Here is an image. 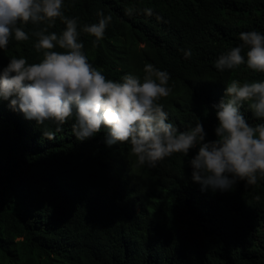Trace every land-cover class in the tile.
<instances>
[{
    "label": "trees",
    "instance_id": "1",
    "mask_svg": "<svg viewBox=\"0 0 264 264\" xmlns=\"http://www.w3.org/2000/svg\"><path fill=\"white\" fill-rule=\"evenodd\" d=\"M64 4L65 15L78 18L90 63L112 80L142 76L146 64L169 73L172 94L161 101L169 122L181 131L202 123L206 141L216 139L213 105L226 99L232 80L264 81L246 64L223 72L214 66L241 43V32L264 34V0ZM97 12L112 20L93 46L82 28L98 23ZM64 28L58 20L50 31ZM33 30L25 26L27 41L13 38L0 50V73L13 56L41 59ZM9 103L0 100V264H264V180L248 187L240 181L228 192L202 190L189 165L198 148L155 168L140 166L130 144L108 146L104 132L77 141L72 120L56 133L55 125L26 120ZM241 112L253 126L264 123L247 105Z\"/></svg>",
    "mask_w": 264,
    "mask_h": 264
},
{
    "label": "clouds",
    "instance_id": "2",
    "mask_svg": "<svg viewBox=\"0 0 264 264\" xmlns=\"http://www.w3.org/2000/svg\"><path fill=\"white\" fill-rule=\"evenodd\" d=\"M64 8V0H0V50H6L13 38L27 41L25 26L32 25L34 48L41 54L33 63L23 57L9 59L0 73V100L9 101V107L26 120L55 125L56 133L72 120L77 141L104 132L108 146L130 144V153L140 166L155 168L174 154L187 157L198 148L189 165L193 181L202 190L228 192L240 181L248 187L264 180V123L253 126L241 112L247 105L255 119L264 120V81L241 84L232 80L226 87V99L213 105L218 120L216 139L206 141L202 123L181 131L169 122L161 103L172 94L169 73L146 64L142 76L129 73L120 80L107 78L89 62L78 18L66 16ZM126 11L132 15L134 10ZM143 11L149 17L154 14L152 8ZM97 16L98 23L82 28L95 38L93 46L103 39L112 20L103 12ZM58 20L65 25L59 34L50 31ZM239 40L238 46L218 57L215 68L223 72L246 64L264 74V34L241 32ZM190 56V50L184 51L186 59ZM43 136L52 140L55 133L45 131Z\"/></svg>",
    "mask_w": 264,
    "mask_h": 264
}]
</instances>
